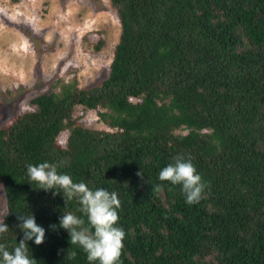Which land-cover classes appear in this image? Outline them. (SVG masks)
I'll return each mask as SVG.
<instances>
[{"label":"trees","instance_id":"16d2710c","mask_svg":"<svg viewBox=\"0 0 264 264\" xmlns=\"http://www.w3.org/2000/svg\"><path fill=\"white\" fill-rule=\"evenodd\" d=\"M110 4L120 35L108 75L84 88L54 81L29 99L32 109L0 125L9 227L0 244L12 251L23 238L18 215L32 213L46 231L41 245L27 242L36 264H90L59 226L64 213L83 215L78 200L40 189L27 173L48 162L118 194V264H264V0ZM81 109L108 129L79 123ZM178 154L208 184L197 204L159 180Z\"/></svg>","mask_w":264,"mask_h":264},{"label":"rangeland","instance_id":"374dc122","mask_svg":"<svg viewBox=\"0 0 264 264\" xmlns=\"http://www.w3.org/2000/svg\"><path fill=\"white\" fill-rule=\"evenodd\" d=\"M119 35L110 0H0V125L32 109L29 99L54 81L84 88L103 80ZM76 114L86 127L108 129L95 110ZM4 211L0 187V218Z\"/></svg>","mask_w":264,"mask_h":264},{"label":"clouds","instance_id":"9594fccd","mask_svg":"<svg viewBox=\"0 0 264 264\" xmlns=\"http://www.w3.org/2000/svg\"><path fill=\"white\" fill-rule=\"evenodd\" d=\"M27 173L30 180L39 184L40 189L53 190L54 196L62 192L65 202L74 198L78 200V211L83 215L64 213L59 220V226L70 234V244L82 248L90 264L95 261H99V264H118L125 239V231L116 226L119 220L117 210L121 207L118 194L106 188L91 190L84 182H73L70 175L59 173L58 166L48 162L28 164ZM159 180L181 186L189 205L199 203L208 187L192 158L182 154L175 156L174 162L160 171ZM152 190L160 192L162 185H154ZM17 218L21 221L18 227L23 231V238L12 251L5 244H0V261L2 264H36L33 256L29 255L27 242L34 241L36 245H41L45 241L46 231L36 222L32 213L27 216L19 214ZM8 230V225L0 218V234ZM75 256L74 251L67 254L68 259H74Z\"/></svg>","mask_w":264,"mask_h":264}]
</instances>
